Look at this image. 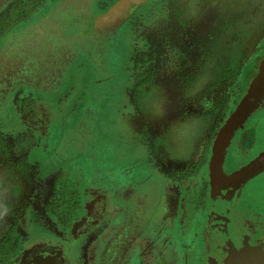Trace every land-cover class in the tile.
Here are the masks:
<instances>
[{"label":"flooded vegetation","instance_id":"af4514ba","mask_svg":"<svg viewBox=\"0 0 264 264\" xmlns=\"http://www.w3.org/2000/svg\"><path fill=\"white\" fill-rule=\"evenodd\" d=\"M120 1L0 2V264H16L37 255L55 257L60 264H108V259L111 264H188L186 250L181 262L170 261L174 249L167 239L159 246L153 239L141 238L146 214L140 219L128 216L130 206L132 213L138 215V197L128 208L122 206L120 220H111L112 213L97 218L86 215L83 220L79 211L93 204L90 189L94 181L89 177L87 189L91 195L80 192L62 175L61 166L56 164L57 158L61 157H55L57 154L53 149L43 147L40 155L36 152L40 139L33 144L22 138V128L24 131H32V128L25 124L24 118L14 115L17 97H22L18 109L32 110L35 106L31 103L32 91L47 90L46 85L50 84L58 90L64 78L70 76L61 75V72L66 71V65L80 45H85L88 52L95 29H102L105 34L106 29L122 31L129 28L134 30L136 43L145 44L131 56L140 71L133 87L135 99L131 100L138 112L124 116L127 123H123L121 133L122 146L131 167L126 182L137 181L141 176V187L148 189L142 174L148 171L147 168L156 181L167 180L168 185V180L189 178L208 162L213 143L222 142L217 138L232 127L237 128H234L235 136L241 139H232L236 141L231 140L224 153L230 148L252 152L261 143L259 136L264 135L260 129H264V125L262 128L258 122L254 124L252 119L234 114L233 108L240 95L248 90L250 77L256 74L264 58V0H139L130 2L123 9L115 8ZM111 13L119 14L117 19L125 18L111 22L108 18ZM217 45L231 46L235 52L231 60L235 64L229 81L221 79L207 88L200 84L199 75L207 61L220 60ZM218 75L219 71L215 69L209 76L217 78ZM13 83L23 85L16 87ZM22 91L26 94H21ZM126 94L123 109L127 108ZM147 94L151 95L154 105L149 114L139 110L138 106L141 97L145 104L143 96ZM190 118L195 120L194 126L204 127L210 122V127L206 131L200 130L205 133L195 159L190 165H187L190 161L187 159L181 169L174 171L169 164L182 162L188 132H193V129H183L175 142L176 121L181 119L187 124ZM47 122L48 126L58 124L56 117L51 116ZM13 126L21 127L17 129L19 136L14 134ZM48 139L54 141V136L48 135ZM46 141L42 142L43 146L47 145ZM174 147L179 148L177 153L181 152L182 156L174 154ZM131 154L138 155L140 164L136 157L130 158ZM227 154L228 157L230 153ZM37 157L49 160L43 165ZM236 163L226 162L225 167L232 170ZM113 183L114 179L108 178L102 184L100 190L105 201H117ZM213 191L214 197L220 194L231 199L236 194V189L225 186L218 177ZM149 193L148 189L147 196ZM239 198L243 196L235 200L237 210ZM242 201L240 205L248 204L246 200ZM248 209L244 211L248 212ZM229 220L230 212L226 208L211 225L225 236ZM81 221L87 226L80 231V239L75 240L79 230L77 224ZM259 225L264 226V218L244 225V228L251 238L257 239L261 236L255 233ZM72 233H75L74 238ZM151 233L153 238L158 236L157 230L151 229ZM116 235H119L117 244ZM260 238L264 239V234ZM226 245L230 247L232 242L226 241Z\"/></svg>","mask_w":264,"mask_h":264},{"label":"rangeland","instance_id":"374dc122","mask_svg":"<svg viewBox=\"0 0 264 264\" xmlns=\"http://www.w3.org/2000/svg\"><path fill=\"white\" fill-rule=\"evenodd\" d=\"M118 17L120 15L113 13L108 15L111 22L123 20L124 16L121 19H117ZM95 30L94 39L90 43L88 52L85 45H80L76 55L66 65V71L61 72V75L70 74V76L64 80L61 78L63 81L58 90H55L54 86L50 84L46 85L47 90L32 91L30 94L31 103L33 102L35 105L32 110L26 107L18 109V105L22 102V97L19 96L14 112L15 117L24 118L25 124H30L32 128V131H24L25 129L22 128L21 133L24 134L22 138L29 139V142L33 144L40 139L41 142L36 148V152L40 155L43 147H46V150L53 149L57 154L55 157H61L57 158L56 164L61 166L62 175L67 177L69 182H73L80 192H88L89 177L94 181L91 184L92 189H90L93 194V198H91L93 204H90L87 209L83 207V210L79 211V215L84 216V220L86 215L97 218L100 215L112 213L111 220L117 221L122 219L123 215L120 213L122 206L128 208L135 197H138V215L132 213L130 206L128 216L132 219H140L146 214L141 238L153 239L154 242L159 243V246H162L160 242L164 245L167 239L170 247L174 249L171 262H181L183 252L186 250L185 257L188 264H240L247 255L264 250V239L260 238L264 234V226L259 225L255 229V233L261 235L257 239L251 238L249 231H245L244 228V225H250L264 218V136H259L261 143L256 150L241 152L238 148H230L227 151L230 153L227 157L228 154L224 152H226L230 141L241 139V137L235 136L237 128L232 127L231 130L217 138L222 141L221 143L218 145L213 143L208 153V162L203 164L200 170L198 169L199 171L197 170L187 179L168 180L170 185L167 184V180L156 181L149 171L150 169L146 167L148 171H144L142 174L145 178L143 183L145 186L148 184L150 192L147 196L148 189L141 187L140 184L141 176L137 181L126 182L131 167L121 142L125 115L138 112H136L137 106L132 102L135 99L133 87L140 69L136 68L131 61V56L140 47L144 48L145 44L143 43L142 46L140 42L137 44L134 30L129 28L122 31L106 29L105 34L102 29ZM119 34L120 36H118ZM216 51L221 55L220 60L217 62L207 61L199 75L200 84L207 88L221 79L229 81L232 67L235 64L231 60L235 53L231 50V46L227 45L225 48L223 45H217ZM262 67H264V58L260 61L256 74L250 77L248 90L238 98L233 113L252 119L251 123L258 122L263 128L264 88L252 93L251 99L248 98L251 94L249 89L253 83L258 78L260 81L264 80ZM215 69L219 71V75L217 78H212L209 76L210 71ZM205 80L206 84L203 85ZM12 85L14 86L16 83ZM53 90L55 91L53 92ZM20 93L26 94L23 91ZM125 93H127V108L123 109ZM144 97L145 104H142L141 97L138 103L139 110L149 114L153 111L154 107L152 106L154 105L151 103L150 94L144 95ZM242 104H245V107H242L244 110L239 111ZM57 112L59 116H57ZM50 116L56 117L58 124L48 126L47 119ZM182 116L180 115V117ZM194 123L195 120L191 118L187 124H184L181 119L176 121L175 142L178 141L183 129H193V132H188L186 155L182 158V162L169 164V167L174 171L181 169L183 162L187 159H190L189 162H186L187 165H190L191 161L195 159L193 157L199 152L204 133L210 127V122L204 127L194 126ZM20 128L13 126L14 134L17 136L20 135L17 130ZM260 130V133L264 135V129ZM48 135L51 138L53 135L54 141L49 140ZM44 139L48 140L46 146L42 144ZM241 143L243 144V142ZM172 149L174 154L182 156L181 152L177 153L179 148ZM129 156L131 159L136 157L140 164L141 159L137 157L138 155L131 154ZM33 157L35 156L33 155ZM259 157L262 159L261 163L257 160ZM37 159L41 163L43 162V165L47 164V160H49V158L43 157H37ZM226 162L228 164L237 162L236 167L227 170ZM217 177L225 186L236 189L233 198H225L220 194H217L216 197L213 196L215 195L213 187ZM108 178L114 179L115 187L112 189L117 195L116 202L111 199L105 201L103 191L100 190ZM88 194L91 195L90 192ZM145 196L146 200L144 201ZM238 196H243L245 199L237 200V210L234 204ZM242 199L246 200L248 204L241 203L240 205L239 202ZM247 207L249 208L248 212H245ZM226 208L229 209L230 220L226 225L227 233L224 236L220 235L218 229H214L211 224L219 215L224 214ZM77 225L79 229L77 237L73 235L75 233H72L75 240L80 239V231L86 229L87 223L81 221ZM69 226H67L68 229H70ZM151 229L158 231L156 238H153L155 236L151 233ZM118 236L114 237L116 244L119 241ZM226 241H231L232 245L228 247ZM58 251L64 255L62 249ZM41 252L48 253L47 251ZM106 263L111 264V261L108 259Z\"/></svg>","mask_w":264,"mask_h":264},{"label":"water","instance_id":"95a60500","mask_svg":"<svg viewBox=\"0 0 264 264\" xmlns=\"http://www.w3.org/2000/svg\"><path fill=\"white\" fill-rule=\"evenodd\" d=\"M2 0H0L1 2ZM136 2L139 0H121L116 6L115 8H120L123 9L124 7L128 6L130 4V2ZM115 15H119L116 13H113ZM262 69L264 70V67H262ZM264 87V80L260 81V78H258L255 83H253V86L250 87L249 89V93H251L249 95L248 98H252L254 94V92H258L260 91V88ZM242 107H245V104H242L241 106V110L242 111L244 109H242ZM259 161V163L262 162L261 157H259L257 159ZM232 192V191H231ZM246 259L241 262L240 264H264V250H258L256 252H254L252 255H247L245 257ZM16 264H60V262L55 258V257H47L45 255H37L35 256L33 259L31 260H27V259H22L19 263Z\"/></svg>","mask_w":264,"mask_h":264}]
</instances>
